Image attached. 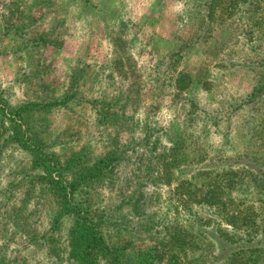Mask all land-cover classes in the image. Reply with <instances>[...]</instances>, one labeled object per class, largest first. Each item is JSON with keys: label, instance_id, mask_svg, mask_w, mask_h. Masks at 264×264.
<instances>
[{"label": "rangeland", "instance_id": "obj_1", "mask_svg": "<svg viewBox=\"0 0 264 264\" xmlns=\"http://www.w3.org/2000/svg\"><path fill=\"white\" fill-rule=\"evenodd\" d=\"M235 2L0 0V95L12 106L71 95L32 113L31 132L86 168L109 158L75 200L113 216L117 245L147 248L184 228L213 263L216 237L235 230L217 231L212 211L182 194L209 171L240 181L226 189L229 209L264 205V0ZM42 175L29 151L3 148L0 264H77L74 218L57 222Z\"/></svg>", "mask_w": 264, "mask_h": 264}, {"label": "trees", "instance_id": "obj_2", "mask_svg": "<svg viewBox=\"0 0 264 264\" xmlns=\"http://www.w3.org/2000/svg\"><path fill=\"white\" fill-rule=\"evenodd\" d=\"M238 2L231 3L229 8L240 7ZM70 98L71 95L65 94L57 101L12 106L0 95V155L10 142L31 153L34 167L43 171L42 178L49 182L57 197L60 216L57 222L65 216L74 218L68 240L70 258L77 264H204V257L196 254L197 239L184 228L167 230L162 235L160 232L156 243L147 248L117 245L108 234L109 225L116 222L113 216H99L88 204V199L84 203L75 200L76 191L88 180L98 177L109 158L100 159L93 168H86L79 155L59 159L46 149L40 136L31 132L29 125L32 113L54 105H66ZM197 166L203 169V165ZM191 177L182 186L186 201L190 204L197 201L209 208L213 213L211 218L216 217L214 224L218 225L217 231L221 232V225L235 230L225 229L220 238L216 237L222 242V254L213 256L211 264H264V205L242 202V206L238 204L229 209L231 203L224 202L227 198L225 192L227 188L236 189L240 184L238 179L228 183L227 177L220 173L212 175L211 171L204 180H198L199 174ZM187 208L192 212L194 207L189 205Z\"/></svg>", "mask_w": 264, "mask_h": 264}]
</instances>
